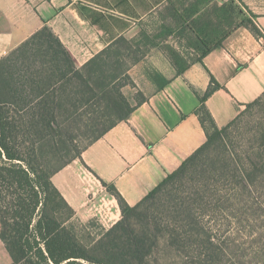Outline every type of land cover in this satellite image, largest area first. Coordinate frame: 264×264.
I'll return each instance as SVG.
<instances>
[{
    "label": "trees",
    "instance_id": "trees-1",
    "mask_svg": "<svg viewBox=\"0 0 264 264\" xmlns=\"http://www.w3.org/2000/svg\"><path fill=\"white\" fill-rule=\"evenodd\" d=\"M240 25L263 36L252 20H242ZM123 38L78 66L52 29L43 25L0 59V240L11 264H152L161 247L177 251L181 264H207L208 255L216 253L217 240L202 217L218 209V185L230 181L238 170L228 138L244 110L225 126L215 124L205 101L224 87L212 76L205 92L198 95L196 109L205 143L135 205L127 204L113 185L102 182L117 199L122 216L90 241L78 236L71 224L75 211L51 180L145 101L137 91L131 104L122 92L124 86L135 87L131 66L124 64L126 49L119 45ZM198 46L200 54L193 58L170 51L177 75L191 63L201 62L212 49L203 40ZM263 97L264 92L244 107L258 104ZM73 118L93 134L87 145L71 152L73 138L59 135ZM66 152L73 154L60 160ZM252 156L249 164L254 172L244 168L242 181L262 173L263 151L257 148ZM186 179L190 197L169 205L172 190ZM159 199L166 200L162 207L154 203ZM151 202L154 211L146 205Z\"/></svg>",
    "mask_w": 264,
    "mask_h": 264
},
{
    "label": "crops",
    "instance_id": "crops-1",
    "mask_svg": "<svg viewBox=\"0 0 264 264\" xmlns=\"http://www.w3.org/2000/svg\"><path fill=\"white\" fill-rule=\"evenodd\" d=\"M181 1L180 9V0H0V58L48 25L81 66L118 38L132 37L154 14L176 22L174 48L182 56H199V40L212 48L180 75L159 48L132 65L129 75L145 101L51 178L81 220L116 222L118 201L102 182L135 205L205 143L196 109L211 76L224 87L205 101L218 127L264 92V0ZM242 20H252L263 36ZM147 62L166 83L150 81ZM11 262L0 240V264Z\"/></svg>",
    "mask_w": 264,
    "mask_h": 264
},
{
    "label": "rangeland",
    "instance_id": "rangeland-1",
    "mask_svg": "<svg viewBox=\"0 0 264 264\" xmlns=\"http://www.w3.org/2000/svg\"><path fill=\"white\" fill-rule=\"evenodd\" d=\"M178 6L180 9L182 8L181 0ZM177 36L178 28L174 20H169L160 14L150 16L138 25V29L132 37L123 38L120 42L121 50L126 49L123 53L124 64L132 67L135 60H138L136 63L144 60L146 53L152 48L164 50L170 59V51L177 50L174 48L175 44L178 45L179 42ZM165 39H168L169 42H164ZM14 48L2 58L9 56ZM193 57L192 55L187 56V58ZM147 63L144 65L145 70H148L146 76L155 84L161 83L164 78L156 72L151 62ZM141 74L133 73V76L138 79ZM137 91L139 90L136 84L135 87L124 86L122 88L123 94L131 104L135 103L134 97ZM243 110L228 138V150L234 155L238 170L230 181L218 185V194L221 196V201L216 205L218 209L214 213H210L209 216L202 217L204 225L213 232L217 240V247L213 248L216 253L211 252L208 255L207 264H264V161L261 174L256 173L250 181H242L244 168H247V172L253 169L249 164V157L253 158L252 152L260 148L264 153V97L258 104L247 109L244 107ZM77 120L78 118L71 119L69 126L59 135V138H73V144L70 145L71 152L87 145L91 134H93V131L85 130L80 126ZM71 152L62 153L60 156H63L60 157V160H66L69 154H73ZM253 163L255 162L253 161ZM190 186L187 179L182 181V185H176L172 190L169 205L173 204V200L190 197ZM165 201L159 199L154 203L156 206H161L165 205ZM152 204V202L146 204L150 206V211L155 209ZM121 216L122 212L119 209L116 222L121 219ZM115 223L106 226L96 217L86 220L76 217L71 220V224L83 242L90 241L101 233L103 228L108 229ZM181 261V255L177 251L161 247L158 254L153 257L152 264H181Z\"/></svg>",
    "mask_w": 264,
    "mask_h": 264
}]
</instances>
